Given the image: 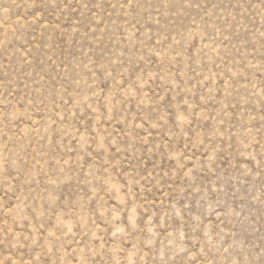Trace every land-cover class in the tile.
Here are the masks:
<instances>
[{
  "label": "rangeland",
  "instance_id": "374dc122",
  "mask_svg": "<svg viewBox=\"0 0 264 264\" xmlns=\"http://www.w3.org/2000/svg\"><path fill=\"white\" fill-rule=\"evenodd\" d=\"M0 264H264V0H0Z\"/></svg>",
  "mask_w": 264,
  "mask_h": 264
}]
</instances>
